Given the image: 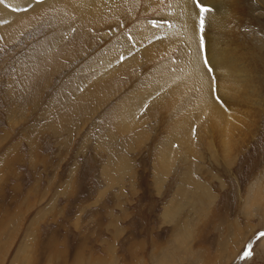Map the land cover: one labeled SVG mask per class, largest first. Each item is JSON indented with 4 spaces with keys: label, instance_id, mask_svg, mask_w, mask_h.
<instances>
[{
    "label": "rangeland",
    "instance_id": "374dc122",
    "mask_svg": "<svg viewBox=\"0 0 264 264\" xmlns=\"http://www.w3.org/2000/svg\"><path fill=\"white\" fill-rule=\"evenodd\" d=\"M241 1L242 23L232 28L244 35L247 133L227 139V152L215 145L214 155L198 139L202 158L160 157L170 163L167 173L158 162L166 139L156 103L140 116L148 117L149 138L127 150L125 139L137 132L114 136L113 103L91 108L89 90L77 86L88 53L104 47L99 34L80 30L69 47L84 55L62 68L27 59L33 30L29 40L0 43V264H264V7ZM132 61L122 68L133 77L149 67ZM120 152L126 174L113 162ZM189 166L211 199L181 182ZM250 243L251 257L239 261Z\"/></svg>",
    "mask_w": 264,
    "mask_h": 264
},
{
    "label": "bare ground",
    "instance_id": "6f19581e",
    "mask_svg": "<svg viewBox=\"0 0 264 264\" xmlns=\"http://www.w3.org/2000/svg\"><path fill=\"white\" fill-rule=\"evenodd\" d=\"M201 2L211 9L204 16L202 32L199 9L192 0H5L0 4V43L17 44L19 39L26 40L28 31L33 30L29 33L33 38L27 39L31 47L26 52L27 59L62 68L66 59L83 54L80 49L69 47L80 30L99 34L104 47L88 53L91 62L81 64L78 71L83 79L77 86L89 90L84 97L91 101V108L113 103L107 120L113 122L114 136L137 132L125 139L127 150L149 138L150 129L142 125L148 117L140 121V116L144 107L156 103L158 114L162 115L159 133L165 134L166 139L159 149L158 162L165 171L170 163L160 157L179 155L185 163L192 156H202L201 149L195 145L198 139L206 141L203 149L215 155L219 152L215 145L223 147L225 152L233 150L226 149V140L239 142L247 133L249 121L240 111L245 106L242 97L246 98L250 90L245 80L248 69L247 62L240 69L239 60L246 56L241 58L238 47V40L244 35L232 28L241 26L242 20L236 15L243 2ZM255 2L258 7H264V0ZM106 29L109 30L103 35ZM129 61L132 66L134 62L145 61L149 67L133 77L130 67L122 68ZM116 72L120 78L103 79ZM130 82V89L117 101ZM75 96L79 99L80 92ZM153 112L149 111L148 116ZM122 152L113 156V162L126 174L129 163ZM113 162H110L112 166ZM193 170L196 166H189L181 182L188 183V188L195 187L202 195L206 192L205 198L211 199ZM186 195L189 193L178 194L187 198ZM172 215L169 207L165 220Z\"/></svg>",
    "mask_w": 264,
    "mask_h": 264
},
{
    "label": "snow or ice",
    "instance_id": "6c2138e0",
    "mask_svg": "<svg viewBox=\"0 0 264 264\" xmlns=\"http://www.w3.org/2000/svg\"><path fill=\"white\" fill-rule=\"evenodd\" d=\"M4 2H5V0H0V4H3ZM192 3L199 9L198 16H199V20H200V30L202 32L203 28H204V16H205L206 13L210 12L211 9L203 6L201 0H192ZM202 46L203 45H202V38H201V47ZM205 65H207V60H205ZM209 71H211L210 68H209ZM259 237H264V232H261L259 234ZM251 249H252V245L249 244L247 246V249L243 253V257L244 258H250L251 257V255H252V250Z\"/></svg>",
    "mask_w": 264,
    "mask_h": 264
},
{
    "label": "water",
    "instance_id": "95a60500",
    "mask_svg": "<svg viewBox=\"0 0 264 264\" xmlns=\"http://www.w3.org/2000/svg\"><path fill=\"white\" fill-rule=\"evenodd\" d=\"M260 233H258V235H259ZM244 257H241L240 259H239V261H241V259H243Z\"/></svg>",
    "mask_w": 264,
    "mask_h": 264
},
{
    "label": "crops",
    "instance_id": "0c3cea01",
    "mask_svg": "<svg viewBox=\"0 0 264 264\" xmlns=\"http://www.w3.org/2000/svg\"><path fill=\"white\" fill-rule=\"evenodd\" d=\"M115 178H117V177H115Z\"/></svg>",
    "mask_w": 264,
    "mask_h": 264
}]
</instances>
